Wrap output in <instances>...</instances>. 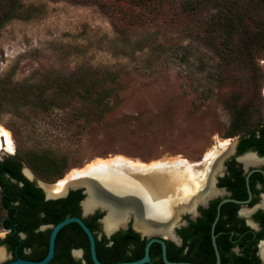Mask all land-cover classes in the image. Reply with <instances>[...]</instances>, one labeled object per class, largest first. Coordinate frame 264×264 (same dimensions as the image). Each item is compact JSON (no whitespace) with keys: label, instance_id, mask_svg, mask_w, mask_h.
<instances>
[{"label":"rangeland","instance_id":"rangeland-1","mask_svg":"<svg viewBox=\"0 0 264 264\" xmlns=\"http://www.w3.org/2000/svg\"><path fill=\"white\" fill-rule=\"evenodd\" d=\"M20 1L0 31V158L31 160L22 171L38 181L117 158L191 165L229 140L232 105L254 99L255 118L264 111V49L248 73L187 29L154 22L118 33L96 5ZM43 154L66 161L61 178L42 174Z\"/></svg>","mask_w":264,"mask_h":264},{"label":"flooded vegetation","instance_id":"flooded-vegetation-1","mask_svg":"<svg viewBox=\"0 0 264 264\" xmlns=\"http://www.w3.org/2000/svg\"><path fill=\"white\" fill-rule=\"evenodd\" d=\"M220 145L222 148H218L213 162L202 157L199 162L192 163L199 171L208 169L207 178L199 185L201 196L206 198L197 208L184 210L181 220L174 223L175 239L165 240V255L171 264H264V253L261 252L264 244V111L246 129L232 134ZM78 191L83 199L73 206L72 211L77 215L67 218H79L89 228L95 239L98 261L120 264L142 259L145 253L142 241L146 239L136 233L131 224L126 230L107 232L104 212L97 209L84 214L82 190L72 192ZM53 226L43 223L30 235L19 234V241L29 237L25 246L0 245L6 251V260L2 264L17 259L43 260L48 252L50 234L48 244L38 235ZM3 231L5 236L1 240L9 233ZM81 231L79 226H70L58 233L54 257L48 264H94L89 240ZM149 258L150 262L144 264H166L160 245L150 247Z\"/></svg>","mask_w":264,"mask_h":264},{"label":"trees","instance_id":"trees-1","mask_svg":"<svg viewBox=\"0 0 264 264\" xmlns=\"http://www.w3.org/2000/svg\"><path fill=\"white\" fill-rule=\"evenodd\" d=\"M62 1L77 5H96L118 33L154 22L187 29L185 31L190 32L194 39L208 45L232 68H243L248 73L251 71L250 67L261 58L258 52L264 49V0ZM22 7L20 0H0V31L5 24L17 17ZM231 108L233 115L229 136L256 121L255 115L258 112L254 99L234 104ZM36 159L37 164L43 165L42 174H51L56 179L61 178L67 165L63 158L52 159L46 154ZM22 162L34 169L31 160L27 158H5L0 161V229L9 231L0 245L11 248L27 244L29 237L28 240L19 241V234L30 235L40 224L56 225L69 216L77 215L72 211L73 206L83 199L78 191L70 192L64 199L46 201L42 190L22 175ZM70 226L78 228L76 224H70L60 232ZM50 231L38 235L46 239V244ZM132 234L138 238L137 234ZM146 242L142 241V248Z\"/></svg>","mask_w":264,"mask_h":264},{"label":"bare ground","instance_id":"bare-ground-1","mask_svg":"<svg viewBox=\"0 0 264 264\" xmlns=\"http://www.w3.org/2000/svg\"><path fill=\"white\" fill-rule=\"evenodd\" d=\"M4 137L3 131L0 130V144ZM213 158L214 155H211L207 162H213ZM181 164L194 167L193 164L190 165L181 160L145 166L117 158L91 164L83 171L69 175L55 185L43 184L42 186L48 197L58 198L63 196L68 189L77 188L88 181H93L96 186L90 183L86 184L88 198L83 203L84 214L91 213L99 206L107 207L109 212L104 220L107 232L124 227L127 213L132 212L136 216L134 228L137 231L143 234L156 233L170 238V227L165 225L167 220L175 223L180 211L189 210L206 198V196H201L199 185L201 180L204 181V178H207L206 170L208 173V169L193 170L190 167H183ZM160 165L164 169L167 168L166 166H170V171L166 174H172L177 179L170 182L163 178L155 182L149 179L134 181L120 175L121 172L136 169L149 170ZM25 171L28 175L31 174L27 170ZM125 175L130 176L131 174ZM210 193V190H207V195ZM113 196L118 197V200H121L120 203ZM131 198L137 200L139 209L130 205L132 204ZM261 252L264 253V244L261 245ZM5 258L4 250L0 249V262Z\"/></svg>","mask_w":264,"mask_h":264},{"label":"water","instance_id":"water-1","mask_svg":"<svg viewBox=\"0 0 264 264\" xmlns=\"http://www.w3.org/2000/svg\"><path fill=\"white\" fill-rule=\"evenodd\" d=\"M0 161H2L1 158H0ZM202 161H204V160H202ZM161 167L162 166L160 165V166L151 168L149 170H144V169L143 170L142 169H138L137 170L136 169V170H132V171L121 172L120 175H124V177L132 179L134 181L148 180L149 179V180H152V181L155 182V181H157V180L159 181L161 178H163V179L167 180V182H170L173 179H175V180L177 179L176 177L174 178V176L172 174H166V173H168L170 171L169 170L170 166H166L168 169L167 168L164 169V168H161ZM26 170L28 172H30L28 169H26ZM125 174H131L132 176L131 175L128 176V175H125ZM22 175L24 176L25 179H27L28 181L32 182L37 188L42 190L46 201H54V200L64 199V198H66L69 195L70 192L76 191V190H82L83 195H84V202H85V200L88 198V193H87L88 187H87L86 184L90 183L92 185H95L93 181H88V182L84 183L80 187L68 189L63 196H60L58 198H51V197L47 196V192L45 191L44 187L42 186L43 184H46V183H43L41 181L36 180L32 174L28 175L25 170L22 171ZM113 197L120 203L121 200H118V197H115V196H113ZM119 199H121V198L119 197ZM131 200H132L131 201L132 204H130V203L129 204L131 206L136 207V209H139L137 200H135L134 198H131ZM197 207H198V204L194 205L193 208H197ZM97 209H100L102 212H104V214H105L104 215V220H105V218L107 217L108 212H109L108 208L105 207V206H99L98 208L94 209L91 213H93ZM183 215H184V210H182V211H180L178 213V215H177L178 216V220L177 221H180ZM135 218H136L135 213H132V212L127 213L125 226L124 227H120V228H118L116 230H113L111 232H114V231H117V230H126V229H128L129 225L131 224L132 229L136 233L140 234V236L142 238L147 240L146 245H145V253H144L143 258L140 259V260L133 261V262L120 263V264H144V263L150 262L149 249L155 243L159 244L162 247L164 262L166 264H171L170 262H168V260L166 259V255H165V249H166L165 240H167L168 238L164 237V236H162L160 234H156V233L143 234V233L137 231L134 228ZM72 223L77 224L82 229V231L85 233V235L87 236V238L89 240V244H90L91 257H92V261L94 262V264H102V263H100L98 261L97 256H96L95 239L93 237V234L91 233L89 228L83 223V221L81 219H79V218H67L64 221L58 223L57 225L51 227V233H50V237H49L48 252H47L46 257L43 260H41L39 262H33V261L17 259L15 261H11V262H8L6 264H48L52 260V258L54 257L55 241H56V237H57L58 233L61 231V229H63L64 227H66L67 225L72 224ZM173 223L174 222H171V221L167 220V223L165 225L167 227L168 226L170 227V235H171L170 238L175 239L174 230H175L176 226ZM3 250H4V253L6 254L5 249H3ZM2 262H0V264H2Z\"/></svg>","mask_w":264,"mask_h":264}]
</instances>
